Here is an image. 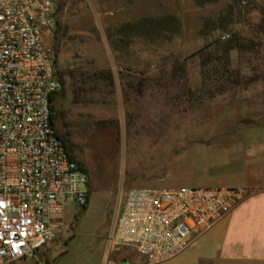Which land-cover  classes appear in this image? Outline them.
Segmentation results:
<instances>
[{
    "label": "rangeland",
    "instance_id": "1",
    "mask_svg": "<svg viewBox=\"0 0 264 264\" xmlns=\"http://www.w3.org/2000/svg\"><path fill=\"white\" fill-rule=\"evenodd\" d=\"M65 2L51 42L57 69L74 76L55 105L90 202L69 205L34 257L6 264H44L55 248L69 264H100L128 189L225 186L224 175L251 190L264 173V153L242 174L223 165L244 123L264 121V0Z\"/></svg>",
    "mask_w": 264,
    "mask_h": 264
},
{
    "label": "built area",
    "instance_id": "2",
    "mask_svg": "<svg viewBox=\"0 0 264 264\" xmlns=\"http://www.w3.org/2000/svg\"><path fill=\"white\" fill-rule=\"evenodd\" d=\"M55 28V0H0V264L34 257L57 235L69 205L89 203L88 172L52 123V95L61 88ZM250 193L245 186L130 188L114 237L158 264Z\"/></svg>",
    "mask_w": 264,
    "mask_h": 264
},
{
    "label": "crops",
    "instance_id": "3",
    "mask_svg": "<svg viewBox=\"0 0 264 264\" xmlns=\"http://www.w3.org/2000/svg\"><path fill=\"white\" fill-rule=\"evenodd\" d=\"M263 153L264 121L244 123L231 141L223 165L227 164L228 170H232L246 164V160L255 164ZM225 179L224 175L219 179L225 186H245L227 185ZM248 187H252L250 195L228 216L200 235L182 253L158 264H264V173L257 183ZM55 249L43 255L44 264H69L63 260L67 250L59 253ZM100 264H146V261L133 247L119 243L113 229Z\"/></svg>",
    "mask_w": 264,
    "mask_h": 264
},
{
    "label": "trees",
    "instance_id": "4",
    "mask_svg": "<svg viewBox=\"0 0 264 264\" xmlns=\"http://www.w3.org/2000/svg\"><path fill=\"white\" fill-rule=\"evenodd\" d=\"M65 4H66V2H65V0H55V5H56V15L57 14H61V12L63 11V8L65 7ZM174 17L173 16H168V17H166V18H164V19H159V20H157L156 22H157V27H161V26H164V25H162V24H169V23H171V22H174ZM143 22V21H142ZM155 21L153 20V19H146L144 22H143V24H142V27L143 28H149L150 27V25H153V24H155L154 23ZM166 22V23H165ZM63 33V22L61 21V20H56V28H55V31H54V36H55V39H56V42H55V45H56V43H57V40H59L60 39V35ZM57 51V50H56ZM184 68V67H183ZM179 70H181L180 68L178 69H176V71H179ZM68 73H70L71 75H73L74 76V73H72V71H68V72H66V70L65 71H60V70H58L57 69V74H58V77H59V79H60V83H61V88H60V90L59 91H57L56 93H54L53 95H52V109H53V112H54V114H53V119H52V123H53V125H54V127H55V129L57 130V132H58V134H59V136L61 137V139L63 140V142H64V144H65V146H66V148H67V150H68V152H69V154H70V156L72 157V158H74L75 160H77L76 158H75V156H74V152H72V150H71V148H70V146H69V140H68V138H67V134L66 133H62L61 131H59V128H58V116H59V114H58V111H57V107H56V105H55V101H56V99L58 98V95L59 94H61L62 93V95L63 94H67V89H66V79H65V76H66V74H68ZM80 75H84V73H82V72H80L79 73ZM77 162L84 168V169H86L83 165H82V163L80 162V161H78L77 160ZM86 207V206H85Z\"/></svg>",
    "mask_w": 264,
    "mask_h": 264
}]
</instances>
